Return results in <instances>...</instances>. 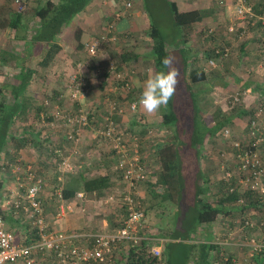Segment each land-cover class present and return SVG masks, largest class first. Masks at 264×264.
<instances>
[{
	"label": "crops",
	"instance_id": "obj_1",
	"mask_svg": "<svg viewBox=\"0 0 264 264\" xmlns=\"http://www.w3.org/2000/svg\"><path fill=\"white\" fill-rule=\"evenodd\" d=\"M170 1L172 3H176V6L180 12L194 13L192 14V16H190L193 17V19L187 22H191V25L186 27H190L194 23H206L205 25L209 26L210 24H214L216 22H223L229 23L227 27L225 26L226 28L224 27L225 30L228 28L229 31L231 27L233 28L232 32L229 31V38L224 40L221 39L230 47L232 51V59L230 61H227L226 63H222L223 59L217 58L216 60L219 61V63L216 68H210L208 66V60L213 56V47H215L214 40L209 39L207 36L205 37V35H203L202 33H198L195 35L197 36V43L195 46V43H192L191 39L185 38V26L181 29L182 36H180V33L175 36L178 37V40L176 39V43H172L173 37H169L172 43L171 52L174 50H179V52L177 51V54L183 61V70L185 69L184 59L186 58L188 63L193 59L198 60L199 63L202 64V66L206 69V71H208V80L202 84H199L200 86L207 84V87H209L210 89L214 88V91L219 90V88L221 89L222 87H226V83H224V86H221V84L218 83L219 79L213 80V78L223 73V71L226 72V68L235 73V75L239 74V72H244V70L248 69L249 66H251V69L256 72H263V51L260 46L262 45L263 47L264 44V22L260 18L264 16V0H248L253 5L256 15V17L254 19H251V21L247 19L241 20L237 16L233 0H220L221 6L218 5V1L216 2V0H181V2L179 0ZM122 5L124 7L125 3H122ZM0 6L11 9L18 8L15 0H0ZM114 6V4H110V2L107 0L105 2L103 0H93L89 3V5H87L84 11H82L77 15V17H75L76 25L79 24V26L84 30L82 38L83 45L89 42L92 37L100 36V34H102L107 27V25H99V23L92 22L94 20V17L92 18L90 16V14H92V10L98 11L96 12L98 14L95 16L99 18V15H101L100 9H112L114 8ZM182 6L184 8L182 9L183 11H181ZM132 7L133 3L130 8L127 9L125 7V9L130 10ZM170 13L171 12L169 11V14ZM140 14L141 13H137V16L141 17ZM113 16L119 22H116V20H114L112 22H109L108 25L115 24L113 32L116 38L112 39V37H110V39H108L109 41L101 44L100 48L102 49V51H99L98 56L90 58L86 53V47L85 49L81 48V44L79 45L77 39L75 38V35L73 36V41H71L73 43L71 45H73L72 50H74L73 57L76 59L75 69L79 72L75 73L74 75L79 76L80 74L81 76V73L84 74L86 72L87 76H91L90 80H93L96 77L95 74L99 72V69L100 71H102L104 67L108 66L109 64H112L115 67H120L121 65L125 66V63L118 64L116 66L115 64L109 62L108 57L110 58L111 56V54H109L111 53V49L108 48V46L114 45L119 39V34H124L127 28L132 29V27H130V22L131 18H135V16H133V12H130L128 16H125L124 12L120 11H114ZM105 18L108 19L109 17ZM138 18H136L137 21H139ZM147 18L150 21L152 20L150 17ZM35 21H33V23ZM253 21L255 22L254 24H252ZM36 24L37 22L34 25ZM74 25L75 24H73L72 26ZM206 29L207 28L205 27V30ZM92 30H96L98 32L97 36L91 35ZM225 30L223 32H225ZM243 31L245 32L242 34ZM62 37L63 33L59 37V42H61ZM2 38L5 39V42H1L0 45V68L13 65L14 63L11 64L12 59H17L18 51L22 50L21 52L23 54L25 53V51L26 53L29 51H27L25 39L30 41L32 38V34L27 36L22 35L15 37L14 31L10 28H7L3 30L0 29V41ZM8 42L14 43L15 45H17V43H22V49L17 51H8V49L6 48ZM110 42L113 43L109 44ZM37 43L41 42H35L34 45H36ZM124 50L126 51V49H119L120 55H122V51ZM149 54H151V51ZM4 57L6 58L5 60ZM121 57H123V55ZM2 59L5 62H3ZM90 61H92L91 65H88ZM123 61H125V59H123ZM58 63L59 61L56 59L53 64L57 66ZM251 69H248V71H251ZM49 70L50 67L48 71ZM121 73L125 74L126 77H129L131 83L134 85V75H131L135 73L134 70H130V68H127L125 71L123 67ZM249 73L250 72H248V76ZM211 74L216 75L212 76ZM114 76L115 75H112L111 73V75L109 76L110 78H106L105 76V80L103 81V83H105L107 82V80H109L110 83L107 85V87L111 84L114 85L115 87H111L110 91L115 94L119 93L120 98V101L118 102L115 98L112 97V93H110L108 99L106 100L110 106L109 109L111 111L110 116H106L108 122L109 120H114V122L117 124L118 132L124 134L129 133L128 129H122L119 126L118 119L121 118L122 114L116 111H112L111 109V104L116 103L119 107H123L126 112H129L133 115L131 119H124H127V121L129 120V123L132 125L140 126L144 132L146 131L148 136H151L153 134V131H149L148 129L150 128L149 126L154 123L148 122H152L153 117L156 118V116H161L162 118L160 111L158 110L153 114H148L143 110L142 106L139 107V110L136 113L127 110L128 103H130V101H132L133 99L138 98H134L132 96L131 98H128L129 100L126 99L124 97L125 95L121 91V88L118 87L120 83H116L117 80ZM243 76H245V74H243ZM243 76H236V78L229 80V82L234 83V85L240 88L253 90V86L255 84L253 83L254 81L250 80L249 77H244L243 79ZM229 78H231V76ZM33 81L31 83H33ZM184 83L188 88L190 87L191 83L189 81H185ZM29 87L31 88L32 85L30 84ZM116 87L118 88L117 90H115ZM262 91H264V89ZM29 95H31L30 91ZM80 100L85 99L83 98ZM56 105L58 106L59 104ZM51 107L47 106L45 102V105H43L42 107L43 110L41 112H38V117L40 115L39 118H41L44 128L41 127V124L36 129L32 128L31 126L25 127L22 133L26 134V137L23 136L20 141L14 140L18 139L19 137L17 133L13 132L14 139L11 142L9 141L6 146L5 152H3L4 156L2 160V167L0 170V179L4 181V184L3 188L0 190V198L4 196L3 194L8 193L7 188L9 185H14V188H18L17 176H21V174H15L8 163L21 162L24 165H32L37 173L44 179V188L40 193V198L45 208V220L48 225V230L53 231L57 234H63L73 237L72 240L78 245H86L93 241L95 235L107 233L122 226V221L125 220L126 215L125 210L122 209L121 203H117L115 201L111 203H105V201L106 197L111 194H114L118 197L120 193L124 192L127 189V185L121 179L120 173L116 167L118 156L114 151L110 149V142L98 135L99 130L84 128L81 133H79L78 140H69L66 135L67 131L65 129H62L60 125L59 127L51 128L49 127L50 125H47L46 117L49 114H53L54 112H56L59 106L57 107V109L54 107V105H51ZM222 110L223 109H221V111ZM250 111L251 105L248 107H243L237 113H227L229 111L226 112L224 110L222 113L225 115L229 114L225 118L230 119L231 124L235 121V119L236 124H238L237 119H240V114L245 113L244 115H249L251 113ZM48 112L50 113L48 114ZM126 115H122V117H126ZM159 122L160 123L157 124V128H159L158 130H160L161 127H167L163 125V118L162 121ZM216 125L217 123H215V126ZM240 125H243V134L246 130V124L240 123ZM224 127L231 128L229 124ZM207 129L210 128H204L205 131H207ZM12 131H14V129ZM129 134L131 135V137H138L133 133ZM32 135H34V137H37L36 140L32 139L28 142V144L25 143V140H27L25 138H30ZM205 136L206 134L204 135V137ZM139 141L141 140L139 139ZM207 144L208 142L201 144L199 150V155H201V160L204 164L203 166L205 168L206 174V177L203 180L204 183L202 187L204 189V193L201 197L205 200H210L218 203L228 196L225 192L227 183L224 181H220L219 174H217V165L219 163V159H217V156L214 155L215 151H213L212 148H210V146ZM153 145L157 144L154 143ZM141 155L148 175V181L141 183L138 187L140 201L142 202L144 210L147 211L145 220L146 230L143 232V235L152 241L154 240L155 243L153 242L154 244L152 243L151 246H160L161 251L163 252L164 246L160 243L163 239H165L163 236V232H161L160 229H157L156 227H153L149 224L147 215L150 208L153 207L154 202L165 197V192L167 191L168 186L162 179L163 174L159 158H157L158 161H156V159L154 160L156 161L155 165H150L147 159L148 154L145 150L143 153H141ZM64 156H70L74 169L63 173L59 169L58 164L64 158ZM152 166H155V168H152ZM98 176H107L110 179L111 187L109 189H105V191L107 192L104 194V196L98 198L95 192H86L82 189H79L76 195L68 200L59 196V192L63 191V188L66 184H68V182L81 178L91 179ZM149 190H151L152 193H150ZM79 193H83V196L79 197ZM248 196L251 199L250 202H248L249 205L242 207L237 202V199L234 202H225L220 216L213 222L205 223L208 224V226L206 227L209 228L208 230L212 232V235L214 236L212 238H207L208 241L204 242L207 244H201V242H199L201 246H205L203 249L208 254V258L206 257L207 264H264V250L250 257L248 263H246L245 261L251 249V246L247 245V235H255L259 238V240L264 241V201L261 202L258 197L255 198L252 194H249ZM3 215L6 221L7 229L14 233L17 242L23 244H36L37 242H39L40 235L38 233V229L33 227L31 221L27 220L22 213L18 212L17 209H15L13 205H9L7 209L3 211ZM247 216H249L254 221L256 226L253 229L246 231V233H243L240 230L241 221L243 217ZM124 244L126 243L120 244L121 246L119 247L125 248L126 246ZM121 248H119L118 250L117 248L115 249L112 262H106L103 264H120L121 260L119 251L121 250ZM35 256L37 258V264H58L55 253L53 251H48L42 247L36 249Z\"/></svg>",
	"mask_w": 264,
	"mask_h": 264
},
{
	"label": "rangeland",
	"instance_id": "obj_2",
	"mask_svg": "<svg viewBox=\"0 0 264 264\" xmlns=\"http://www.w3.org/2000/svg\"><path fill=\"white\" fill-rule=\"evenodd\" d=\"M103 1L105 2L106 0ZM107 1H109L110 4H114V8L100 9L101 15H99V18L95 16L98 14L96 13L98 11L92 10V14H90L92 18L94 17L92 22L99 23V25L102 24L109 26V22L116 20L113 16L114 11L124 12L125 16H128L130 12H133V16H135V18H131L130 22V27H132V29L127 28L124 34H119V39L114 45L108 46V48L111 49V53H109L111 56L110 58L108 57V60L110 63L115 65L125 63V66H123L125 71L127 68L134 70V87L136 88V91L135 94H132V96L139 99L142 92V84L147 78L148 71L150 69L153 72L156 71L155 62L153 58L151 59V54H149L153 41L149 36L150 20H148L147 17L153 18L165 35H169V37L173 36L172 43H176V39L178 40V37H175V34L177 35V31L170 20V6L166 5L167 3H165L164 0H131L133 2V7L130 10H127L125 9L126 6L123 7L122 5V3H125L123 0ZM179 1L181 2V0ZM217 1L218 5L221 6V1L216 0V2ZM25 2H27V0H25ZM26 9H28L27 3L25 10ZM182 9H184L183 6L181 7V11H183ZM137 13H141V17L137 16ZM105 17L109 18L106 19ZM136 18H138L139 21H137ZM117 21L118 20H116V22ZM35 23L36 21L33 24ZM205 24L206 23H194L192 26L186 27V29H184L185 38L191 39L192 43H195V46L197 43V36L195 35L198 33H202L205 35V37L207 36L209 39L214 40L215 46L224 43L222 40L229 38L228 28L225 30L229 23L216 22L214 24H210L209 26ZM205 27L207 28L206 30ZM75 29L76 26L74 25L66 28L63 31V37L60 42L62 45V50L56 57L60 65L59 63L57 66L52 64L50 66V70L48 71L49 68L46 70L47 72L39 70L33 79V83H31L32 87H28L22 96V99H24L25 102V109L23 111L21 110L22 112H19L20 117H18L17 122H15L13 126V132L18 134L19 139L23 136L26 137V134L22 133L25 127L31 126L32 128L36 129L40 126V124L42 125V121L41 118H39L40 115L38 117L39 113L37 110L38 107H43L45 102L47 106L51 107V105H54L56 109L58 107L56 104H59V109L61 111H76V103L78 102H80V108L85 111V113L95 110L96 117L91 120V126L89 127L91 129L94 128L97 130V128L101 127V125L104 124L103 122L106 121V116H110V106L106 101L110 93H112L113 98H115L118 102L120 101L119 94H115L110 91V88L115 86L111 84L107 87V85L110 83L109 80H107L105 83H102L100 78L95 77L93 79L95 83H93V80L88 79L85 73H81L80 78H83L84 81H86V88H88V93L84 97L85 100H73L71 97L72 79L75 73H79L75 69L76 59L73 57L74 50H72L73 45H71L73 43L71 41H73ZM224 30L225 32H223ZM97 34L98 32L96 30H92L91 35L97 36ZM29 35H31V33ZM109 37L112 36L110 35ZM1 42H5V39H1L0 45ZM112 43L113 42H110L109 44ZM172 43L170 41V45ZM7 44L8 45L6 48L8 51H17L22 49V43H17V45H15L14 43L8 42ZM31 48L32 49L29 50L31 54H23L21 52L22 50L18 51L17 59H12L11 64L14 63L13 65L0 68V85L4 86L12 85L13 83L16 84L17 75H19L21 72L20 65H26L29 58L31 60V58L35 59V57L43 55L49 47L46 43H37ZM119 49H126V51H122V55H125L126 59L121 57L122 55H120ZM99 51H102V49L99 48ZM177 51L179 52V50ZM177 51H172L171 56L175 57V60L177 61L176 66L180 69L181 73L179 77V84L177 85L176 92L172 97V108L177 111L176 113L179 115V123L182 126L181 130L178 131L179 133L177 137V140H179V142L177 141L178 150L180 152L179 162L176 164L175 176L170 178V185H167L168 188L165 192V197L154 202L153 207H151L148 212L147 220L151 226L156 227L157 229H160L161 232H163L165 239L160 242L161 245L164 246L165 261L163 264H195V262L198 264V260L202 258L204 251L203 248L205 247L201 246L199 242H201V244H207L204 243L208 241L207 238L214 237L212 235L213 233L210 232L208 230L209 228L206 227L208 224L200 223L197 219L198 205L196 203L195 196L199 189H203V180L206 177L205 168L203 166L204 164L201 160V155H199V150L201 143L204 144L205 142H208L207 145H209L212 149L223 146L224 143L219 139V133L221 130H218L216 135L208 133L206 137L202 138V133H197L194 128L197 127V130L199 131L203 128L212 129V127L215 126V123L223 120L218 114L220 108H222L219 99L222 97L224 89H235L238 87L234 85V83L229 82V80L236 78V76L242 77L243 74H245L243 79L244 77H249L250 80L254 81L253 83H255V87L253 86V90L258 93H264V91H262L264 89V70L262 73L256 72L251 69V66H249L248 69H251V71L246 69L244 72H239V74L235 75V73L226 68L227 71H223L224 74L221 73V76L218 75L220 77L217 76L213 78V80L219 79L218 83L221 84V86H224V83L227 84L226 87H222L221 89L219 88V90L216 91H214V88L210 89L207 87V84L200 86L199 84L191 83L188 90L194 94L193 98H195L194 101L196 104L200 105L199 117H197L199 120L197 125L193 127L190 122V118L193 117V99L192 95L188 94L187 89H185L186 87L182 83L181 78L183 75V61L177 54ZM230 53L232 54V51ZM123 59H125V61H123ZM231 59L232 56H228V60H222V63H226ZM91 62L92 61H90L88 65H91ZM218 63L219 61H217V65ZM248 72H250L249 76ZM211 75L215 76L216 74ZM230 76L231 78H229ZM29 91L31 95H29ZM168 107L169 104L162 107L159 110L160 113H163V110H167ZM242 108L243 107L239 106L233 110H230L229 112H226L237 113ZM49 113L50 112H48V114ZM122 115H126V117H122ZM122 115L121 118L118 119L119 126L122 129H128L129 133H133L138 136V138L144 143V150L148 154L147 159L149 164L155 165V162L158 161L156 147L159 144L168 142L173 138L175 133L173 128L161 127V129L158 130L159 128H157V124L160 123L159 121H162V118L161 116H156V118L153 117L152 122H148L147 120L148 123H154L149 126L150 128L148 129L149 131H153V134L148 136L146 131L144 132L140 126L132 125L129 123V120L127 121V119H131L133 116L131 113L125 112ZM240 115V119H237L238 124H236L235 119V121L229 125L231 126V128H229L231 129L234 137H240L242 135L243 125H240V123L246 124L245 121L248 117V114L244 115V113H241ZM41 127L44 128V125ZM49 127L51 128V126ZM86 127L88 128V126ZM199 138H201V140ZM29 141L31 140H25V143L28 144ZM154 143L157 145H153ZM155 159L156 161H154ZM152 168H155V166H152ZM149 191L152 193L151 190ZM203 193L204 189L200 195L202 196Z\"/></svg>",
	"mask_w": 264,
	"mask_h": 264
},
{
	"label": "built area",
	"instance_id": "obj_3",
	"mask_svg": "<svg viewBox=\"0 0 264 264\" xmlns=\"http://www.w3.org/2000/svg\"><path fill=\"white\" fill-rule=\"evenodd\" d=\"M18 10L24 11L25 0H15ZM237 16L241 20H250L256 17L253 5L248 0H233ZM126 8H130L132 3H125ZM264 22V16L260 18ZM255 22L253 21L252 24ZM114 25L106 27L105 31L98 37H93L86 43V53L90 58L98 56L101 44L109 41L110 35L114 36ZM230 32L233 31L231 27ZM245 31L242 32V34ZM262 48V61L264 63V44ZM231 52L230 47L223 43L213 47V56L208 60L210 68L217 67V58L228 57ZM112 65V64H111ZM116 67L111 66L110 72L114 74L118 87L121 91L129 90L131 81L125 74L116 72ZM74 75L72 79L73 100H80L88 93L86 82ZM118 89L117 87L115 90ZM223 95L219 99L224 111L233 110L239 106L248 107L251 105L252 112L248 115L245 123L246 130L240 137H234L229 127L223 128L220 133V140L224 145L212 149L219 159L217 165L220 181L227 183L226 195L238 194L237 202L242 206L249 205V194L254 195L264 201V93H258L251 89L237 87L235 89H224ZM139 99H133L128 103L127 110L136 113L139 110ZM112 111L124 114L126 110L116 103L111 104ZM54 121L47 123L51 127L59 125L67 131L69 140H78L79 133L88 125V114L82 109L71 113H63L58 110L53 113ZM61 120V121H60ZM107 122L98 129V135L110 142V149L118 156L117 170L121 179L127 185V189L120 193L118 197L111 194L106 197L105 203H121L125 210L126 217L122 221V226L107 233L97 234L91 243L78 245L72 240L73 237L57 234L48 230L45 220V208L40 198V193L44 188V179L30 164L24 165L21 162L8 163L11 169L21 176H17V186L9 185L8 193L0 198V264H37L35 256L36 249L44 248L53 251L58 260V264H95L112 262L115 246L121 243H140L149 239L143 235L146 230V215L138 187L141 183L148 181L147 170L143 163L140 151L139 138L130 134L117 131L118 127L114 120L106 119ZM132 138V140H131ZM59 169L64 173L74 169L70 156L64 158L58 164ZM5 168V166H4ZM23 177V178H22ZM234 180V182H233ZM224 192V193H225ZM62 196V192H59ZM79 197L83 193L78 194ZM9 205H13L18 212L22 213L32 226L38 229L40 240L36 244H23L16 241L12 231L7 229L3 211ZM256 226L249 217H243L240 230L243 233ZM150 240V239H149ZM247 245L251 246L246 263L250 257L264 250V241L259 240L255 235H247ZM152 241V240H151ZM154 241V240H153ZM155 255L162 254L161 247L151 246L149 249Z\"/></svg>",
	"mask_w": 264,
	"mask_h": 264
},
{
	"label": "trees",
	"instance_id": "obj_4",
	"mask_svg": "<svg viewBox=\"0 0 264 264\" xmlns=\"http://www.w3.org/2000/svg\"><path fill=\"white\" fill-rule=\"evenodd\" d=\"M93 0H27L28 9L25 11H19L17 9H11L7 7L0 6V29H7L10 28L14 31L15 37L22 36V35H29L32 34V38L30 41L26 40V48L27 51L30 50L31 47L34 46L35 42L46 43L48 45V49L45 53L41 56L35 57V59L30 60L28 59V63L26 65L21 66V72L17 75L16 84L12 85H1L0 86V170L2 167V160H3V152H5L6 146L9 141H13V126L15 122H17L19 116V112L25 109V102L22 99L26 89L29 87L35 75L38 73L39 70L46 71L56 60L58 53L62 50V45L59 42V37L63 33V31L75 24V38L77 39L79 45L81 44V48L86 47V44L83 45L82 38H83V28L75 23V17L80 14L82 11L85 10L87 5ZM125 3H133L131 0H123ZM166 5L170 6V20L171 23L175 26L177 34L180 33L182 36V27H186L191 25L187 23L193 19L192 14L194 13H183L180 12L176 6V3H172L170 0H164ZM150 21V30L149 36L152 39V47H151V56L155 60L156 71H159L163 68L162 60L165 56H171V48L170 46V39L169 35H165L158 27V24L151 18ZM34 20H37V24L34 25ZM31 23V26H30ZM176 36V34H175ZM173 37V36H172ZM171 37V38H172ZM93 38V37H92ZM32 49V48H31ZM28 51L24 54H28ZM31 54V53H30ZM99 54V53H98ZM231 53L229 54V57ZM125 58V55H123ZM6 58L4 57V60ZM126 59V58H125ZM186 59V58H185ZM184 59V67L182 78L184 82L189 81L193 84H202L208 80V71L199 63L198 60L193 59L188 63L187 59ZM222 59H228V57H224L222 55ZM3 60V59H2ZM3 60V62H5ZM34 61V63H33ZM117 66V65H116ZM111 65L104 67L102 71L96 73V78H100L101 82L108 78L111 73L110 72ZM116 72H122L123 66L116 67ZM88 72V71H87ZM109 73V75H108ZM86 74V72H85ZM133 75V74H131ZM87 76V74H86ZM88 79L91 77L87 76ZM81 76H78L80 80ZM129 78V77H128ZM181 78V80H182ZM83 79V78H82ZM78 80V81H79ZM130 80V79H129ZM183 85L186 87L187 92L189 95H192L193 99V106H192V113L193 117L190 118L191 125L194 127L197 125L199 118V105L196 104L193 98L194 94L188 90V87L183 82ZM84 81V79H83ZM115 81V80H114ZM117 83V81H116ZM122 83V82H118ZM136 91V88L133 84L129 90L122 91L125 95L126 99L131 98L132 94ZM119 94V93H118ZM129 100V99H128ZM169 107L167 110H163L161 112L163 118V125L169 128H173L174 130V137L165 143L159 144L157 148L158 158L161 162V170L163 174V181L168 186L170 185V178L174 177L176 174V164L179 162V155L180 152L178 150V131L181 130L182 126L179 123V115L176 113L177 111L172 108V98L169 101ZM59 106V105H58ZM76 108L78 111L80 108V103H76ZM220 108L218 114L222 117V121L217 123L212 129H207V131L201 129L200 131L197 130V127L194 130L198 133H202V138L206 134L211 133L216 135V132L221 128H225L224 126L230 125L231 120L225 118L227 115L223 114V110ZM43 110L42 107H38V112ZM21 111V112H22ZM63 113L67 114L68 111L62 110ZM75 112V111H74ZM252 112V110L250 111ZM71 113V112H69ZM73 113V112H72ZM88 114V129L91 126V120L96 117L95 110H92ZM245 114V113H244ZM247 114V112H246ZM195 118V119H194ZM197 118V119H196ZM47 123L54 121V115L49 114L47 116ZM61 121V120H60ZM94 122V121H93ZM105 124V121L103 122ZM103 124V125H104ZM101 125V127L103 126ZM101 127L97 128L101 129ZM87 127H85L86 129ZM63 129V128H62ZM94 129V128H92ZM221 129V130H222ZM209 131V132H208ZM30 136V135H29ZM205 136V137H206ZM37 137L32 135L30 138L27 137V140H36ZM201 140V138H199ZM15 141H20L19 139H14ZM178 141V142H177ZM140 151L141 153L144 152V143L139 141ZM202 144V143H201ZM163 182V183H164ZM172 183V182H171ZM4 181L0 179V190L3 188ZM111 187L110 179L107 176H98L91 179H77L68 182L65 185L62 191V196L65 199L73 198L79 189H82L86 192H95L98 198L104 196L107 192L105 189H109ZM167 188V186H166ZM172 189V188H171ZM202 190H198L196 193V203L198 205L197 209V219L200 223H209L215 221L221 214L223 210V205L225 202H234L237 198V194H230L226 198H224L221 202H213L210 200H205L201 197L200 193ZM145 215L146 212L145 211ZM127 213L125 212V215ZM154 241L149 239L143 240L140 243H126L124 244L126 247L121 248L120 244L115 246L117 250L121 248L119 251V256L121 263L120 264H163L164 263V251L160 256L155 255L149 249L151 244ZM155 243V242H154ZM153 243V244H154ZM122 244V243H121ZM115 248V249H116ZM118 254V251H117ZM204 256V257H203ZM206 257L208 258V254L206 251H203L202 258L198 260V264H207ZM119 264V263H118ZM168 264V263H167ZM197 264V262H195Z\"/></svg>",
	"mask_w": 264,
	"mask_h": 264
},
{
	"label": "clouds",
	"instance_id": "obj_5",
	"mask_svg": "<svg viewBox=\"0 0 264 264\" xmlns=\"http://www.w3.org/2000/svg\"><path fill=\"white\" fill-rule=\"evenodd\" d=\"M163 68L159 71H148L143 81L139 105L148 114H153L162 107L167 106L176 92L181 75L173 56H165L162 60ZM93 83L95 81L93 80Z\"/></svg>",
	"mask_w": 264,
	"mask_h": 264
}]
</instances>
